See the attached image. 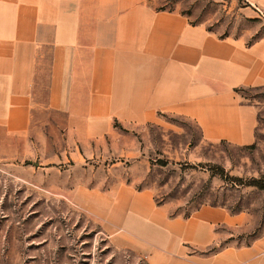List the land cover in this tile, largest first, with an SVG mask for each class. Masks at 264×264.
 Wrapping results in <instances>:
<instances>
[{
    "label": "rangeland",
    "instance_id": "rangeland-1",
    "mask_svg": "<svg viewBox=\"0 0 264 264\" xmlns=\"http://www.w3.org/2000/svg\"><path fill=\"white\" fill-rule=\"evenodd\" d=\"M147 2L217 37L264 43V0ZM40 80L28 107L0 114V264H197L264 233V190L245 186L264 177V87L236 90L256 109L253 140L236 145L208 142L177 115L59 114ZM191 226L208 239L185 237Z\"/></svg>",
    "mask_w": 264,
    "mask_h": 264
},
{
    "label": "crops",
    "instance_id": "crops-1",
    "mask_svg": "<svg viewBox=\"0 0 264 264\" xmlns=\"http://www.w3.org/2000/svg\"><path fill=\"white\" fill-rule=\"evenodd\" d=\"M40 77L59 114L91 124L177 115L208 142L247 145L256 109L236 90L264 87V43L217 37L147 0H0V114L28 107ZM183 234L208 239L192 226ZM197 264H264V233Z\"/></svg>",
    "mask_w": 264,
    "mask_h": 264
},
{
    "label": "trees",
    "instance_id": "trees-1",
    "mask_svg": "<svg viewBox=\"0 0 264 264\" xmlns=\"http://www.w3.org/2000/svg\"><path fill=\"white\" fill-rule=\"evenodd\" d=\"M245 186L253 187L259 190H264V177H262L261 179H251L245 184Z\"/></svg>",
    "mask_w": 264,
    "mask_h": 264
}]
</instances>
